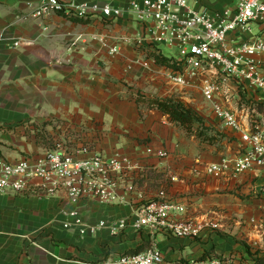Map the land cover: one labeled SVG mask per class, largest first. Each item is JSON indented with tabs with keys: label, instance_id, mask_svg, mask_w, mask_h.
I'll return each mask as SVG.
<instances>
[{
	"label": "crops",
	"instance_id": "crops-1",
	"mask_svg": "<svg viewBox=\"0 0 264 264\" xmlns=\"http://www.w3.org/2000/svg\"><path fill=\"white\" fill-rule=\"evenodd\" d=\"M127 1L120 0L124 5ZM38 6L39 0H0V38L3 39L0 46L1 158L17 161L42 154L45 148L37 143L35 125L41 126L46 122L58 125L46 128L45 131L52 134L60 131V124L69 127L71 124L98 119L105 125L107 133L103 144L98 145L99 155L112 157L116 146L133 161H141L148 170L138 180V184L151 197H155L164 186L169 187L168 197L172 200L180 194L187 195L186 198L180 195L182 198L174 200L186 205V213L176 214L177 218H195L225 229L229 222L225 224L224 220L231 216L250 222L252 216L259 214L247 208L248 205L232 206L230 198L234 195H219L218 192H232L243 184H246L244 190L251 188L253 178L259 177L258 182H261L264 172L249 173L242 177L227 175L224 178L207 174L205 167L218 163L223 156L217 153L214 146L187 137L184 131L170 123L168 117L160 112H146L141 117L140 109L143 106L136 104V95L127 101L120 98L125 93L122 84L135 85L145 92L142 91L141 95L149 98L174 96L171 90L165 88L166 81L159 75L158 66L153 63L147 51L139 52L132 46L122 44L120 53L110 56L108 49L113 45L111 37L105 47L87 43L69 52L68 45L72 39L84 36L87 40L88 36L97 31L105 33L104 28L110 26L106 23L103 28L94 18L88 19L87 24H80L58 15L46 20L23 19ZM113 29L115 34L111 36L120 38L141 32L140 25L128 20L119 21ZM17 39H30L35 44L29 48H10V44ZM182 102L189 106L191 100L185 99ZM207 105L199 103L198 110L194 106L189 107L204 119L207 126L222 133L218 129L220 122L211 110H206ZM222 128L226 130V138L233 139L231 144L228 143L231 147L229 151L236 152L241 147L239 135L224 126ZM160 151H167L168 158L158 157ZM250 176L252 179H249ZM245 202L250 204L251 201ZM64 205L58 198L39 200L0 195V264H89L101 261L108 255L123 254L149 240V235L141 232L133 234L137 238L135 243L123 244L107 228L85 237L66 233L58 216ZM213 207L228 210L223 220L211 218L208 212ZM79 213L85 224L98 226L101 222L114 223L128 219L133 209L83 202L79 206ZM45 230L53 232L63 241H72V245L66 248L63 244L53 246L49 239H45L41 242L43 250L26 241L27 237ZM158 242L160 248L173 260L198 259L211 248L203 246L204 249L199 250L196 256L186 257L182 251L193 248L192 240L168 241L160 237Z\"/></svg>",
	"mask_w": 264,
	"mask_h": 264
},
{
	"label": "built area",
	"instance_id": "built-area-1",
	"mask_svg": "<svg viewBox=\"0 0 264 264\" xmlns=\"http://www.w3.org/2000/svg\"><path fill=\"white\" fill-rule=\"evenodd\" d=\"M56 15L94 18L101 27L106 23L110 26L87 40L84 36L72 39L69 52L87 43L105 47L111 37V56L120 53L122 44L143 51L159 50L160 45L176 50V59L166 57L168 66L160 67L153 59L166 86L178 91L179 100L190 99L189 104L201 96L217 120L241 141L236 152L207 165L206 173L224 178L264 172V113L257 109L264 105V0H128L125 5L120 0L104 4L39 0V6L23 19L46 20ZM122 20L140 25L141 32L122 38L111 36ZM2 42L0 38V46ZM34 44L30 39H17L10 48ZM59 130L66 138L52 133L51 150L17 161L0 157V195L60 199L65 203L58 213L60 225L66 233L79 237L105 228L114 236L149 235L150 246L140 254L108 255L89 264H240L226 255L170 259L159 246L160 237L195 240L205 229L214 227L212 222L177 218L176 214L186 213V205L170 199L164 190L152 198L138 184L148 170L141 161H133L120 151L110 158L95 154L86 139L76 144L68 136L66 141L70 127L60 126ZM158 157L167 158L168 152L160 151ZM83 202L126 206L133 214L114 223L91 226L80 216Z\"/></svg>",
	"mask_w": 264,
	"mask_h": 264
},
{
	"label": "rangeland",
	"instance_id": "rangeland-1",
	"mask_svg": "<svg viewBox=\"0 0 264 264\" xmlns=\"http://www.w3.org/2000/svg\"><path fill=\"white\" fill-rule=\"evenodd\" d=\"M135 50L137 51L139 50V52H141L140 49L136 48ZM159 50L156 48L148 49L147 54L150 56L151 54H154V55H160L163 57L175 58V59L178 57L177 56L178 53L176 50H171L164 45H160ZM115 83L118 84L117 82ZM122 85H124L125 93H123L122 97L120 98H123L122 100H125V101L129 100V98L133 95H136L135 97L141 95L140 93L143 91V90L136 88L135 85L134 86H129L128 84H122ZM165 88L168 90H171L166 86ZM171 91L174 93L175 95L174 97H180V95H178V91L176 90L175 91L171 90ZM123 96H126V97H123ZM195 98H196V103L190 104V105L188 104V105L194 106L195 109L198 110L199 108L198 104L206 103V102L199 95L195 96ZM180 101H183V100H180ZM206 110L208 111L211 110V106L207 105ZM142 112H143V117H144V115L146 114V111L142 109ZM97 120L98 119L91 121V122L71 124L72 126L71 125L69 126L70 132L75 131L76 132L75 135H80L81 138L86 139L88 141L90 150H92L95 154H98L99 152L98 145L103 144V142L105 141L106 135H107L106 130H105V125L100 123ZM59 126H63V124H60ZM222 127H223L222 123H218V129L222 132L221 134L225 135L226 130ZM58 134L59 135L62 134L61 137L66 138L63 135V132L61 130L58 131ZM218 139L221 141L220 144H218L217 146H214L216 150L218 151L217 153H220L223 155L234 153L233 150L229 151V148L231 147H229V144H228L233 141L232 138L227 137V139H224V138L221 139L220 137H218ZM66 141L68 142V138ZM114 151L118 152V151H122V149L120 148L116 149V146H115ZM244 177H247V176H244ZM249 179H252L251 176L249 177ZM245 180H247V178ZM259 180H260L259 177L258 178L254 177L252 187L245 188V190L243 188L246 184H243L239 188H237V190H234L232 192H228V191L222 192V193L218 192L219 195H225V196L234 195V196H231L230 198L232 201V206L239 207L242 204L248 205L247 208H252V211H257L259 214L252 216L253 219H251L250 222L247 220H243L244 218L240 219L239 217L231 216L229 219L224 220L225 224L227 222L230 223V224L228 223L227 228L222 229L216 226V227H209L208 229H205L200 238L192 240V243L194 245L193 248L182 251L183 253L182 255L183 256L187 255L186 257L196 256L200 252L199 250L204 249L203 246H208L211 248L207 251L213 250L214 252L205 256L204 258L208 256H213V255L214 256L226 255L228 257H233L240 264H249L253 261L264 259V178L262 177L261 182H258ZM161 190H164L168 194L169 187L164 186L163 188H160L158 192ZM180 195L183 198H186L187 196V195L183 196L182 194ZM180 195H178V197H176V199L174 200H178L182 198V197H179ZM249 200L251 201L250 204H246V202L245 204L243 203L244 201H249ZM227 212H228L227 209L224 210L223 208H220V207H213L210 209L208 213L210 214L211 218L213 217V218L223 220V216L226 215ZM217 222L221 224L220 220L219 221L217 220ZM238 222L240 224H237ZM219 224H216V225H219ZM117 237L121 240L120 242L123 244L125 243L133 244L135 243L137 239L133 234H127V233L121 234ZM45 239H49V241L53 243V246H58V245L63 244L64 247L66 248L72 245V241L70 240L63 241L61 240V238H57L53 232H47V230L39 234H35L32 237H27L26 241H29L31 245H34V246H37L43 249L41 242H44ZM215 240L217 243H215ZM223 245L224 247L219 249V247ZM183 259L185 260L186 258H183ZM260 264H264V263L261 262Z\"/></svg>",
	"mask_w": 264,
	"mask_h": 264
},
{
	"label": "trees",
	"instance_id": "trees-1",
	"mask_svg": "<svg viewBox=\"0 0 264 264\" xmlns=\"http://www.w3.org/2000/svg\"><path fill=\"white\" fill-rule=\"evenodd\" d=\"M70 20H72L75 23L80 24H87L89 23L88 19H80V18H73L69 17ZM151 57L156 61V63L159 66H168V59L166 57L160 56V55H154L151 54ZM136 104L140 107L143 106V109H145L146 112H152L157 111L162 113L164 116L168 117V120L170 123L176 125L178 128H180L187 137L189 138H195L197 141H199L202 144H206L209 146H217L220 144L221 139H227L225 135L219 133L214 128L207 126L204 119L191 107L186 106L182 101H180L177 97H170V98H158L153 97L149 98L144 95H139L134 98ZM259 112L264 113V106L258 105L257 107ZM140 116L143 117V112L140 109ZM58 124V123H57ZM54 124L52 122H46L41 126H36L35 136L37 143L45 149L51 150L54 148L53 143L51 141V134L46 132L47 127L53 128ZM65 126V125H63ZM70 135L72 136L73 140H75V143H79L82 141V138L80 135H75V131L70 132ZM150 246L149 241L142 243L135 249H131L126 251L125 255H134V254H140L148 249ZM213 253V251H206L199 259H203L205 256ZM183 261V260H182ZM254 264H260L261 262L264 263V259H259L257 261H253Z\"/></svg>",
	"mask_w": 264,
	"mask_h": 264
}]
</instances>
